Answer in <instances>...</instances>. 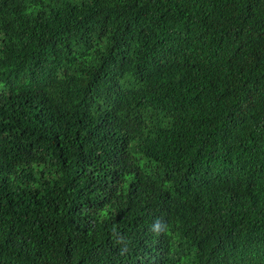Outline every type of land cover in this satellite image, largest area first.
<instances>
[{
  "label": "trees",
  "instance_id": "trees-1",
  "mask_svg": "<svg viewBox=\"0 0 264 264\" xmlns=\"http://www.w3.org/2000/svg\"><path fill=\"white\" fill-rule=\"evenodd\" d=\"M0 264H264V0H0Z\"/></svg>",
  "mask_w": 264,
  "mask_h": 264
}]
</instances>
